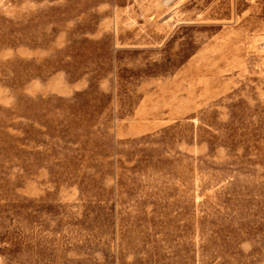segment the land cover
I'll return each mask as SVG.
<instances>
[{
    "label": "rangeland",
    "instance_id": "1",
    "mask_svg": "<svg viewBox=\"0 0 264 264\" xmlns=\"http://www.w3.org/2000/svg\"><path fill=\"white\" fill-rule=\"evenodd\" d=\"M0 264H264V0H0Z\"/></svg>",
    "mask_w": 264,
    "mask_h": 264
}]
</instances>
